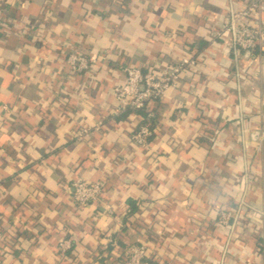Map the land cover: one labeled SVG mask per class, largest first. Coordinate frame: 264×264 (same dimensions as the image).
I'll use <instances>...</instances> for the list:
<instances>
[{"label": "crops", "instance_id": "0c3cea01", "mask_svg": "<svg viewBox=\"0 0 264 264\" xmlns=\"http://www.w3.org/2000/svg\"><path fill=\"white\" fill-rule=\"evenodd\" d=\"M245 1L7 0L0 264H125L133 244L151 264H264V61L216 37ZM72 51L93 71H72ZM183 56L197 64L149 104L154 133L136 143L142 115L115 84ZM77 178L103 183L98 201L76 204Z\"/></svg>", "mask_w": 264, "mask_h": 264}, {"label": "built area", "instance_id": "2783aa9c", "mask_svg": "<svg viewBox=\"0 0 264 264\" xmlns=\"http://www.w3.org/2000/svg\"><path fill=\"white\" fill-rule=\"evenodd\" d=\"M96 2L98 0H91ZM7 0H0V19L5 16ZM229 16L216 31V37L236 50L254 52L259 47L264 61V0H246L243 6L234 4L229 9ZM69 68L74 72H91L96 63L95 57H88L76 51L67 56ZM197 60L192 56H183L176 63L162 69H145L140 65L125 66V78L116 83L113 88L115 99L121 110L140 109L151 102L159 100L165 90L175 85L182 72L191 66H195ZM150 112L149 115H154ZM99 125H96V129ZM91 128L84 127L76 132L78 138L88 136ZM152 129L148 124H142L132 135L133 140L146 145L152 135ZM103 191V183L100 180H86L77 178L72 182L74 201L79 206H85L98 201ZM231 212H223L220 218L222 224H228ZM73 246L72 239L61 238L59 249L62 253ZM125 264H151L146 259V247L143 244H133L127 249Z\"/></svg>", "mask_w": 264, "mask_h": 264}, {"label": "trees", "instance_id": "16d2710c", "mask_svg": "<svg viewBox=\"0 0 264 264\" xmlns=\"http://www.w3.org/2000/svg\"><path fill=\"white\" fill-rule=\"evenodd\" d=\"M203 42L205 43V42H207V40H204ZM148 106H149V104L146 107H144V108H140V109H131V108H129V109L138 111L142 115L141 125L142 124H148L150 126V128L152 129V132L154 133L156 116H155V114L152 115V116L149 115V113L153 112V110L148 109ZM153 133H152V135H153ZM127 203L129 205V208H130L129 209V213H133V212H135V211H137L139 209L138 203L133 198H129ZM70 250L71 249H69L67 252H69Z\"/></svg>", "mask_w": 264, "mask_h": 264}]
</instances>
